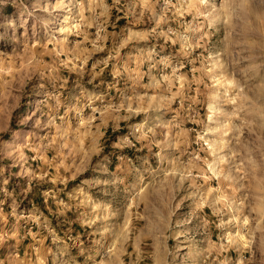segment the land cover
I'll use <instances>...</instances> for the list:
<instances>
[{
	"label": "rangeland",
	"instance_id": "374dc122",
	"mask_svg": "<svg viewBox=\"0 0 264 264\" xmlns=\"http://www.w3.org/2000/svg\"><path fill=\"white\" fill-rule=\"evenodd\" d=\"M0 264H264V0H0Z\"/></svg>",
	"mask_w": 264,
	"mask_h": 264
},
{
	"label": "bare ground",
	"instance_id": "6f19581e",
	"mask_svg": "<svg viewBox=\"0 0 264 264\" xmlns=\"http://www.w3.org/2000/svg\"><path fill=\"white\" fill-rule=\"evenodd\" d=\"M221 97L220 98H218V100H217V103L215 104V106L214 107H216L217 105H220V103H221Z\"/></svg>",
	"mask_w": 264,
	"mask_h": 264
}]
</instances>
